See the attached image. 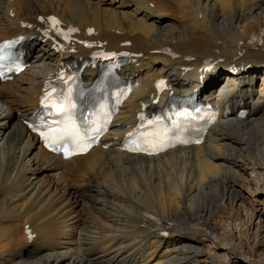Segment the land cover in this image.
<instances>
[{"label":"bare ground","instance_id":"bare-ground-1","mask_svg":"<svg viewBox=\"0 0 264 264\" xmlns=\"http://www.w3.org/2000/svg\"><path fill=\"white\" fill-rule=\"evenodd\" d=\"M50 17L76 30L62 52ZM12 37L32 67L0 80V264H264V199L238 189L250 170L264 195V0H0V42ZM104 50L127 53L135 89L98 147L63 160L27 121L68 59ZM161 79L228 115L199 147L134 155L124 141L163 105ZM246 200L257 223L219 235Z\"/></svg>","mask_w":264,"mask_h":264},{"label":"snow or ice","instance_id":"snow-or-ice-1","mask_svg":"<svg viewBox=\"0 0 264 264\" xmlns=\"http://www.w3.org/2000/svg\"><path fill=\"white\" fill-rule=\"evenodd\" d=\"M49 22L51 25L56 28L59 33V21L56 18H49ZM75 31L74 29H69V32ZM10 44L0 45V52H3L5 48L10 47ZM103 59L105 60H114L117 56L116 53L110 54H101ZM120 55L126 56L127 53H121ZM10 70V69H9ZM4 71L0 68V77L4 76ZM164 85V81H160L157 84V88L162 90V86ZM44 107L46 109H53L54 114L60 113L63 114V119L58 122H54L56 124L55 127L51 125H42L41 130H39L41 137L45 141L46 147L50 148L54 152H63V154L67 157L69 155L76 154L77 152H84L90 147L91 137H88L86 133L82 132L80 126L76 123L73 118V109H75L76 104L71 99L70 90L69 95L65 96L63 100L59 103L55 101H50L49 96L46 94L44 100L42 101ZM179 115V113H177ZM143 120V117H141ZM149 123L153 124L155 130L149 132L147 134H136V138L132 141L136 144L135 148L129 150H144L149 151L151 154V148L156 147L159 149H163V147L167 144L171 146V140L168 138L167 130L162 129L161 122L159 119L156 121H150ZM43 129H47L46 131ZM34 131L38 129L33 128ZM134 134L129 133V136L132 137ZM186 142V141H179ZM141 145H147L148 147L141 148Z\"/></svg>","mask_w":264,"mask_h":264},{"label":"rangeland","instance_id":"rangeland-1","mask_svg":"<svg viewBox=\"0 0 264 264\" xmlns=\"http://www.w3.org/2000/svg\"><path fill=\"white\" fill-rule=\"evenodd\" d=\"M1 18H3V16H1ZM262 30L261 29H258V32H261ZM260 82H261V80L259 79V80H257V84H258V86H257V88L259 89V87L261 86V84H260ZM255 174H251V171L250 170H247V174H246V177H248V178H250V180L251 181H253V185L251 186V184L250 185H246V184H244V187L243 188H238V189H240L243 193H245V198L248 200V197H249V199H251L252 201H253V203H255V207H256V205H257V201L258 200H262L263 201V199H264V195L262 196L261 194H257L258 192H253V190H251V187H253L254 188V190L256 191L258 188V184H257V182L255 181V176H254ZM256 182V183H255ZM255 186V187H254ZM249 187V188H248ZM247 200L246 201H243V205H241V201H239V202H237V204H235V208H237L238 209V212H239V214H240V216H241V222L239 221V222H236V224H238L237 226H238V229H236L235 228V226H233L234 228H230V226H228V224H227V222H225L224 220L222 221V227H219V229H218V233H219V235L221 234V235H225L226 236V234H228V233H234L235 234V236H238V232H239V229L241 228V230L242 231H244V226L247 224V226L248 225H250V224H252V222L254 221V223H257V219H255V217H251V212H247L248 211V209H251L250 208V203H248L247 202ZM230 225V224H229ZM247 226H245V227H247ZM250 227H252V226H250ZM236 230V231H235ZM251 232H255V229L253 230V231H251ZM248 235H249V232L248 233H245V237H244V239L247 237L248 238ZM251 240H253L252 238H251ZM262 252H260V254H261ZM257 260H259L258 258H257Z\"/></svg>","mask_w":264,"mask_h":264}]
</instances>
